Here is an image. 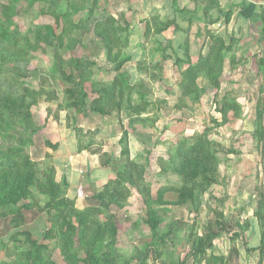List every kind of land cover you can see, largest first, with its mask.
Instances as JSON below:
<instances>
[{
  "label": "rangeland",
  "instance_id": "374dc122",
  "mask_svg": "<svg viewBox=\"0 0 264 264\" xmlns=\"http://www.w3.org/2000/svg\"><path fill=\"white\" fill-rule=\"evenodd\" d=\"M158 21L172 26L156 35ZM187 38L193 64L220 49L217 39L230 52L219 86L199 73L189 97L180 87L188 64L175 62ZM117 79L118 108L101 116L93 111L103 108L95 103L98 90L107 94ZM75 83L79 102L87 94L79 107ZM122 87L130 94L122 95ZM27 88L50 91L29 107L32 120L20 114L26 105L16 112L0 106V264H92V253L101 251L105 263L108 251L91 245L93 232L83 236L82 218L90 227L98 220L117 228L115 264H141L146 255L147 264H205L211 255L224 264L264 263V141L254 136L264 101V0H0V97L21 101ZM229 102L240 115L231 109L223 123L221 108ZM139 105L146 111L133 109ZM201 141L223 150L217 171L199 177L207 184L197 188V202L180 203L179 148ZM125 144L145 196L133 188L124 206L104 209L98 196L126 167ZM8 148L38 164L34 181L4 185ZM104 155L111 159L107 169ZM51 175L54 198L41 191ZM65 198L74 202L67 227L59 221L55 237L45 238ZM210 232L221 234L205 255L198 246Z\"/></svg>",
  "mask_w": 264,
  "mask_h": 264
},
{
  "label": "trees",
  "instance_id": "16d2710c",
  "mask_svg": "<svg viewBox=\"0 0 264 264\" xmlns=\"http://www.w3.org/2000/svg\"><path fill=\"white\" fill-rule=\"evenodd\" d=\"M183 13H184V10L179 12V14H183ZM225 16L229 17L228 12L225 14ZM189 21L190 19L189 20L187 19L186 22H189ZM100 25H104V24H100ZM170 26H172V22L162 24L161 22L158 21V23H156V29L154 32H157L156 35H161ZM148 28L150 29L151 27L149 26ZM182 32L184 33V31ZM187 41H188V38L185 41V46H183V49L185 50L183 51L185 54L182 53L183 56L175 60V62L181 68H183L184 65L188 64V69L186 67V69L182 73L183 80L180 84L182 95L185 97L191 96L192 92H194L193 90V88L195 87L194 81L199 73H203L210 81L215 82V86H219L218 79H219L220 73L222 72L223 60L226 58L227 54L230 53L229 48L225 49V46H226L225 42L223 40L217 39L216 45L219 46L220 49H218L217 52H215L213 51V48H210L209 49L210 52L206 56H199L198 61L193 64L191 62L190 48H189ZM219 43H221V45ZM169 49L171 48H168V47L163 48V53L165 54L168 53ZM164 58L169 59V57L167 56H164ZM79 67L81 66L77 63L76 68H79ZM139 69L141 70V67H139ZM74 81H75V78H70V82H74ZM118 81L120 80L117 79L114 81L115 83L109 84V87L110 86L111 87L109 88V91L107 92V94L103 93L101 89L98 90L101 97L97 98L95 100V103L96 104L99 103L96 106L103 105V108L93 107L94 112L98 113L101 116H108V115H112L113 112L118 108L117 107L118 104L116 103V95L119 92V85H120ZM140 86L142 87V89L144 88V85L142 83L140 84ZM76 89H77V83H75V88L72 91H73V95L75 98L76 106L79 107L80 105L84 103V99L87 97V94L85 93L84 96H81V100L79 102ZM83 89L84 88H80L79 92H82ZM129 90L130 88L122 87L121 89L122 95H125L126 92L130 94ZM27 91L28 93H26L23 96V99L21 101L17 100L15 97L13 98L10 97V100H4L0 97V106L1 105L6 106V107L9 106L8 108H11L10 110L11 112L14 110L16 112V110L24 108V105H26L27 106L25 107L26 109L24 108L25 112L22 111V113L20 114H22L23 117H25V119H27L26 121L28 122L32 120V117H33L32 114H30L31 111L29 107H31L33 104H36V102L38 103V101L40 99H43L45 96H48L50 91H47L45 88L44 89L41 88L40 91H35V90L27 88ZM142 92H139V93L141 95V98L143 99L144 94ZM262 93L264 96V90L262 91ZM104 96H107V100H105ZM263 99L264 97L260 100H263ZM103 101H107V103L102 104ZM257 107H258L257 115L254 121V125H255L254 136L257 137L258 140L264 141V101L262 103L258 102ZM146 108H147V105H141V106L139 105V106H135V108L133 109L137 110L138 112L139 111L144 112L146 111ZM231 109H233V111H236V114L238 116L240 115L239 114V112L241 111L240 106L236 107L231 102L225 103L223 107L221 108V112L219 111L223 115V118H224L223 123L228 122L227 117ZM31 125H32V121H31ZM31 125H29V128L31 127ZM125 137H127V133ZM201 139L202 138H200L199 140ZM124 141L125 139L121 140L122 144ZM47 145H49V143ZM196 145L198 146L179 148L178 163L176 164V161H175V166H176L175 173H177L179 177L184 180V183H185L183 188L178 193L179 195L178 201L180 203H183L185 201L197 202V198L199 194V190L197 188L201 187L203 189L207 184L205 182L201 183L199 180V177L203 176L205 178H208L217 171V164H218L217 159L219 156V151L220 152L223 151V150H217V151L208 150L209 147L206 146V143H204L203 141H201L199 144H196ZM127 147L128 146L126 145L125 149L122 152L123 156L127 158L126 167H124L118 174L116 173L115 178L112 181H110L107 184V186H105L104 191L102 193H99L98 200L100 203H102L104 209H110L111 205H115L117 207L124 206L128 202V196L131 194V190H133V188L139 190L141 195L145 196L144 192L146 190L142 189L143 180H141L142 176L139 173L140 167L135 162L130 161L129 159L130 151H129V148ZM8 149H9L7 153L8 169L4 176V180H3L4 185L12 182L13 179H19V181H17L18 184L23 185V183L21 182L24 179V177L26 178L29 177L28 179H31L34 181L35 173H36L35 168L38 167V164H35L31 157L24 154L23 150H16V149L12 150L10 148ZM53 149L54 151H57L59 147L56 146ZM103 157L105 161L102 162V165L107 169L111 164V159L108 158L107 155H104ZM16 169L18 170L17 175L14 172V170ZM41 182L42 180L39 181V183ZM190 183H192L193 186L190 187V185H187ZM42 190L45 193L51 192L52 193L50 195L51 198L55 197L54 193L56 191V183H54L52 179V175H51V179L49 183L47 184V182H45V184L43 185V188H41V191ZM61 201H62L61 204L57 205L55 208L56 210H60V213L56 216L54 214L53 216H50V220L52 221L53 228L51 230L43 232V235L45 238L51 239L55 237L54 231H55V226L57 222L60 221V225H64L65 227H67L68 222L65 217L70 216V215H66V213L69 212L70 214V212L72 211V207L70 204L74 202H72V200L70 201V199H67V198ZM160 201L162 202V195H160ZM2 202H4V200H2ZM63 206H67V207H64L61 209L60 207H63ZM111 219H112V216L108 221H111ZM80 223L84 227L87 228V229L86 228L83 229V234H84L83 236L92 237L91 232H93V238L91 239V245H96L97 249H103V250L108 251V255L104 257L106 260H105V263L103 264H115L114 261L112 260L111 253L116 252L115 243H116V237L118 233L117 228H115V226L111 227L109 223H105L103 226V223L99 222L98 220H94L93 226L90 227L88 226L90 223L87 222L85 218L80 219ZM220 234L221 233L210 232L207 237V239L209 240V243L207 239H205L203 243L201 241L198 246L199 252L206 255L207 252L210 251L208 250V248L212 249L213 247L212 242H211L212 239H214L213 237L219 236ZM106 237H107V240L109 239V241L105 244L103 243L102 239ZM33 243H34L33 247H39L37 245V241ZM149 250L153 251V247L150 248ZM258 251L261 254L263 252L262 248L261 250H258ZM101 252L92 253L91 259H90L92 264H102L101 262L103 260L102 258L103 256L100 255ZM151 253L152 252H148V256ZM233 254L239 255L237 248L233 250ZM146 256L142 258L141 264H147V262L145 261ZM230 257H231V254H230ZM225 261L226 259L224 257L217 256V255H211L209 258L205 259V262H206L205 264H224ZM258 263L264 264L263 259H261V261H259Z\"/></svg>",
  "mask_w": 264,
  "mask_h": 264
},
{
  "label": "crops",
  "instance_id": "0c3cea01",
  "mask_svg": "<svg viewBox=\"0 0 264 264\" xmlns=\"http://www.w3.org/2000/svg\"><path fill=\"white\" fill-rule=\"evenodd\" d=\"M169 60H170V59H169ZM171 60H173V58H171ZM253 132H254V131H253ZM58 150H59V149H58ZM58 150H57V151H58Z\"/></svg>",
  "mask_w": 264,
  "mask_h": 264
}]
</instances>
